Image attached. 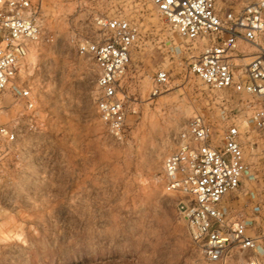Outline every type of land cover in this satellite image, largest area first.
Here are the masks:
<instances>
[{"label":"rangeland","instance_id":"obj_1","mask_svg":"<svg viewBox=\"0 0 264 264\" xmlns=\"http://www.w3.org/2000/svg\"><path fill=\"white\" fill-rule=\"evenodd\" d=\"M40 17L49 42L32 49L26 73L35 111L21 113L9 96L0 104V125L20 131L16 145L0 149V264H208L176 211L179 196L164 191L163 161L188 121L200 115L221 126L220 114L239 115L247 97L211 91L188 74L201 45L180 38L151 0H42ZM97 18H123L140 31L124 78L127 106L137 112L121 140L97 115L95 65L78 51L101 37ZM160 68L170 82L152 97ZM248 131L245 159L259 174L263 141ZM231 199L234 216L251 217L242 190ZM246 258L235 249L226 264Z\"/></svg>","mask_w":264,"mask_h":264},{"label":"built area","instance_id":"obj_2","mask_svg":"<svg viewBox=\"0 0 264 264\" xmlns=\"http://www.w3.org/2000/svg\"><path fill=\"white\" fill-rule=\"evenodd\" d=\"M151 1L180 38L201 45L187 66L188 74L211 91L247 97L245 102L240 99L239 115L220 114L221 126L198 115L173 137L174 148L162 166L164 191L179 196L176 211L205 262L226 264L236 249L247 254L245 264H264V48L259 43L264 36V0H239L238 8L221 0ZM41 12L42 0H0V104L9 96L21 113L30 115L36 97L26 81L27 59L32 49L37 54L49 42ZM95 24L101 37L85 40L78 51L95 65L97 115L108 134L121 140L127 118L137 112L127 106L124 78L140 31L123 18H97ZM250 48L255 52L249 56ZM169 82L168 70L158 69L150 95H160ZM249 127L263 141L259 174L252 172L242 146ZM19 139L16 126L0 125V149ZM246 181L260 187L247 189ZM241 190L249 201V218L232 214L231 196Z\"/></svg>","mask_w":264,"mask_h":264}]
</instances>
